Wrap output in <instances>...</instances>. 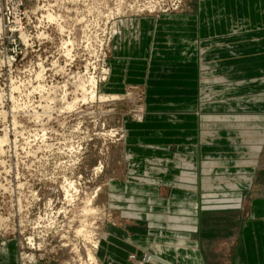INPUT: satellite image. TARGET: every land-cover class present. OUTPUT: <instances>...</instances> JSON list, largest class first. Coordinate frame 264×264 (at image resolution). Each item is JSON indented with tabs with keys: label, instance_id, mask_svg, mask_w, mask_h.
Masks as SVG:
<instances>
[{
	"label": "rangeland",
	"instance_id": "obj_1",
	"mask_svg": "<svg viewBox=\"0 0 264 264\" xmlns=\"http://www.w3.org/2000/svg\"><path fill=\"white\" fill-rule=\"evenodd\" d=\"M141 20L158 30L134 62L126 51ZM172 22L190 34L185 48L197 69L190 114L208 173L230 162L238 133L264 127V0H0V248L12 243L17 264H104L108 225L122 227L127 213L152 206L134 187L169 196L168 160L151 151L171 153L175 185L193 173L182 167V146L165 142L168 117L184 116L166 107L162 91L179 56L167 52L166 39L187 32H171ZM113 68L119 79L110 87ZM200 173L201 165V183ZM200 183V210L241 208L230 192L200 191ZM141 225L134 229L147 230Z\"/></svg>",
	"mask_w": 264,
	"mask_h": 264
},
{
	"label": "crops",
	"instance_id": "obj_2",
	"mask_svg": "<svg viewBox=\"0 0 264 264\" xmlns=\"http://www.w3.org/2000/svg\"><path fill=\"white\" fill-rule=\"evenodd\" d=\"M138 24L139 33L134 47L126 51L128 54L126 56L129 60H135L134 62H141L138 59L145 56L143 54L147 53L150 42L156 41L152 38V33L158 30L157 27L147 24L144 20ZM184 24L187 26L186 23ZM172 25L173 27L169 29L171 32L179 30L188 32L187 28L175 27V22H172ZM187 32H184L183 37L179 36L178 39H166L167 52L172 53L173 56H179L176 62L177 58L170 59L173 63L168 64L166 74L169 81L166 82V89L162 91L167 94L166 107L184 114V116L168 117L170 121L165 124L167 127L165 142L167 145L172 143L182 146L178 149L184 155H181L185 162L182 167L193 171L191 174L182 172L183 178L190 177L192 181L189 183L182 178L179 180L182 181V185H175L177 170L169 161L172 157L171 153L168 150L162 151V149H167L163 147L161 150L151 151L152 157H162L168 160L166 161L168 168L166 180L169 184L167 187L169 196L167 200H162L153 191L149 197L143 196L147 189L134 187L140 190L141 197L137 199H147L152 206L148 214L127 213L123 221L125 225L122 227L108 225L107 236L99 250L104 257V264H136L127 258L132 252L135 253L137 260L146 255L142 264H264V127L251 132L238 133L236 139L232 140L236 144L234 143L231 154L226 157L230 159V162H216L214 169L212 167V170L208 169V173L204 172L207 171L205 166L208 165L200 161L209 156L204 147L197 145L193 122L195 118L190 114L197 107L193 99L195 90L189 79L195 77L197 69L191 64L189 48H185L191 43L190 34ZM175 34H168V36L175 37ZM205 43L204 41L203 45ZM179 47H182V52L178 51ZM117 72L119 71L114 68L111 70L108 81L110 87L119 79ZM175 79L182 80L177 82L181 86H175ZM180 87L182 89H178ZM175 119L182 122L176 123ZM259 125L264 126V123ZM175 128L182 131L176 133ZM255 132H262L261 138L257 137L259 141L246 142V139ZM252 145L258 147L257 152L250 151ZM129 152L137 155V152L132 150ZM199 165L202 166L201 183L198 182L199 175L196 174ZM203 173L208 175L228 173L230 177H224L225 181L223 177L215 178V180L209 177L210 181H207L203 180L208 178ZM205 182L207 185L202 188ZM210 182L216 186H210ZM197 183L201 184L200 191L219 187L218 190L230 192V197L240 199L241 208H229L225 211L200 210ZM215 204H220V201L215 200ZM159 205L166 206V210L158 211L157 206ZM141 224H146L147 230L134 229ZM0 264H17L16 250L12 243L8 242L0 248Z\"/></svg>",
	"mask_w": 264,
	"mask_h": 264
},
{
	"label": "bare ground",
	"instance_id": "obj_3",
	"mask_svg": "<svg viewBox=\"0 0 264 264\" xmlns=\"http://www.w3.org/2000/svg\"><path fill=\"white\" fill-rule=\"evenodd\" d=\"M50 18V17H49ZM0 30H1V27H0ZM21 31V30H20ZM23 40H24V36H25V33L23 34V33H21V35H19ZM24 42V41H23ZM89 78V77H88ZM94 82V81H93ZM89 85V84H88ZM80 86V85H79ZM80 88V87H79ZM53 90H55V89H53ZM90 90V89H89ZM54 92V91H53ZM55 93V92H54ZM89 99V98H88ZM94 99V98H93ZM91 100V99H90ZM4 142V139H0V144H2ZM96 249V248H95ZM88 258H89V260H92L93 258H92V256H90V254H88Z\"/></svg>",
	"mask_w": 264,
	"mask_h": 264
}]
</instances>
